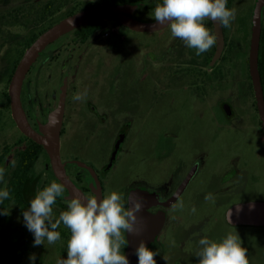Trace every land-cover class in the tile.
<instances>
[{"label": "flooded vegetation", "instance_id": "af4514ba", "mask_svg": "<svg viewBox=\"0 0 264 264\" xmlns=\"http://www.w3.org/2000/svg\"><path fill=\"white\" fill-rule=\"evenodd\" d=\"M3 1L0 0V13L7 9L2 6ZM63 2L67 7L62 15L72 14L90 5L77 7L69 0ZM123 2H140L133 15L153 20L151 16L154 9L162 0ZM53 5L52 1L48 2L47 10L53 9ZM142 7H145V13H140ZM227 7L236 10V18L229 27L220 25L224 45L217 59L214 57L219 39L216 23L211 21L205 24L216 35L217 43L197 55L195 49L186 47L182 40L172 37L167 25L154 31H139L118 20L104 19L105 26L90 35L79 29L80 26L48 45L29 70L23 84V106L30 123L40 132L41 125L48 121L51 111L57 107L63 85L66 84L60 153L67 173L85 196L100 199L116 190L124 194L127 201L131 191L138 189L155 195L146 199V203L147 211L154 215L150 226L155 228L154 238L148 247L159 251L160 254L155 257L157 264H198L195 252L200 238L206 235L219 241L229 232L236 231L248 250L249 264H264V235L259 231L264 229V224L234 223L229 222L227 217V210L236 203L264 200V0H227ZM256 15L260 26L258 66L263 91L262 104L258 100L251 72ZM108 20L117 22L118 29L115 31L121 32V39L130 38L133 41L132 34L135 32H148L149 37L139 46L138 58L127 54L125 62L122 60L124 57L116 51L120 70L114 69L112 73L107 71V64L111 56L109 52L112 49L114 51V48L104 39L109 34ZM44 27H49V23L25 37L20 46L27 48L28 40ZM143 49L145 54L142 53ZM95 68L101 77L106 75L105 79L103 83L101 80L95 81L91 87L82 89L83 93L86 91V96L76 109L74 97L81 88L75 83L83 75H93ZM142 75L148 79L151 102L157 95L155 84L162 83L171 92L184 91L183 101L191 102L196 114H202L203 109L211 110L212 121L219 132L205 133L197 141L190 135L188 143L192 148H198L196 142L201 145V150L196 151L191 159L178 157L177 162L169 167L170 155L177 145L166 146L150 157L142 153L137 156L133 150L136 136L149 119L148 114L144 116L142 112L146 110V105L135 99V96L142 94L132 88V79L138 80ZM130 94H133V99L126 105ZM9 113L17 125L11 103ZM19 130L23 136L17 138L15 147L10 149L5 145L0 154V160L4 156L0 168L5 169V174L7 172V176L0 181V189L6 187L10 192V197L0 205L1 209L8 211L7 215H0L3 223L0 227V264H33L29 259L31 254L36 256L34 264H57L67 255L70 236L67 227L61 224L57 229L61 239L55 244L49 245L45 241L44 245L34 247V236L26 226L11 225V203L23 214L38 190L52 181L63 184L45 146L36 140L42 147L34 144L31 137ZM121 132H124L122 142L114 154ZM219 138L230 146L238 147L234 154L230 153L224 171L211 168L209 163L212 162L208 163L207 159V145ZM28 149L29 152L34 151L30 153V156L32 154L35 157L34 161L22 159L21 155ZM19 150L25 152L20 153ZM251 156L260 161V166H257L259 169L251 167L254 166L250 163ZM164 160L169 161L166 167ZM23 163L29 166L20 167L19 164ZM195 164H198L195 174L178 194L184 202V209L174 210L173 205L178 201L172 197ZM26 169L25 178L13 182L19 180ZM156 169L160 171L157 176L154 173ZM17 174L19 178L15 177ZM64 186L63 196L58 197L53 205L55 218L67 209L66 198L71 197L70 190ZM208 193L215 197L214 203L205 201ZM193 206L196 208L194 214L190 211ZM220 225L226 230L219 229ZM126 239L129 241V234H126ZM128 246L122 247L121 251L126 254Z\"/></svg>", "mask_w": 264, "mask_h": 264}, {"label": "clouds", "instance_id": "9594fccd", "mask_svg": "<svg viewBox=\"0 0 264 264\" xmlns=\"http://www.w3.org/2000/svg\"><path fill=\"white\" fill-rule=\"evenodd\" d=\"M159 25H167L172 37L182 40L186 47L195 49L201 55L216 45L217 37L206 26V21L229 27L236 18V10L227 7V0H162L151 16ZM86 96L78 93L74 98L81 100ZM5 169L0 168V181H3ZM65 186L52 181L42 190H38L30 201V206L23 211L26 228L33 234V246L51 245L61 239L57 229L63 224L70 230L67 242L66 258L57 264H130L128 256L122 252L129 241L126 234H139L137 221L143 207V198L138 194H129L125 201L124 194L113 190L98 199L96 196L73 194L67 199V209L55 218L53 205L62 197ZM10 197L9 190L0 189V205ZM174 210H183L184 202L177 196ZM205 201L215 202V197L208 193ZM191 213L196 212L193 206ZM2 214L8 211L0 209ZM231 222V209L228 216ZM195 256L198 264H249L248 250L243 246L238 232H229L221 240L203 236L198 240ZM138 264H157L155 257L158 250L150 249L143 240L135 249ZM30 261L35 262V254Z\"/></svg>", "mask_w": 264, "mask_h": 264}, {"label": "rangeland", "instance_id": "374dc122", "mask_svg": "<svg viewBox=\"0 0 264 264\" xmlns=\"http://www.w3.org/2000/svg\"><path fill=\"white\" fill-rule=\"evenodd\" d=\"M51 1L54 4L53 9L48 11L46 8L47 3ZM63 1L64 0H5L1 3L3 4L2 6H5L7 9H4L0 13V154L5 145L10 149L14 148V143L17 138L23 136L13 121L9 109H5L3 106L5 101L4 91L9 90V83L11 80L9 78L14 63L19 58L21 51L25 49L24 46H20V42H22L25 37H28L35 32L38 28L47 25V23L53 19L61 16L62 12L67 7V4ZM69 1L77 7L89 5L90 3L98 5L113 2L112 0ZM19 6H21V9ZM107 25V31L109 34L105 35L104 39H106L107 43L114 48V51L112 49L109 52V55L111 56L108 57L107 71L112 73L114 69H119L117 52L119 53V56L126 58V60L124 58L122 59L125 62L128 59L127 54L135 55L138 58L140 53L139 46L146 42L149 37L148 32H135L132 34L133 41H131L130 38L129 40L121 39V32L119 33L115 31L118 29L117 22L114 20H108ZM142 53L145 54V50L142 51ZM123 65L125 67V63ZM159 66L161 65H158V67ZM47 73L48 72H46V74ZM99 74V70L95 68L93 73L94 76L88 74L87 76L83 75V77L78 78L75 83L78 88H81L78 93H83L82 89L91 87L95 81L100 82L101 80L103 83L106 75L104 74L101 77ZM124 79L126 80V77H124ZM132 84L134 85L132 88H135L136 91H140L142 94V96H135V99H139L141 104L146 105V108H144L146 110H143L142 112L144 113V116L147 113L149 117L136 136V141L133 143V150L137 152V156L141 155V153L148 157L155 156L157 152L164 150L166 146L171 147L172 145H177L176 150L170 155L169 167H171L177 162L178 157L191 159L196 151L201 150L199 142H196L198 148H192L190 146V143H188V137L190 135L197 141L205 133L209 132L210 134H214L215 131H218L215 123L212 121L211 110L203 109L202 114H196L192 107V103L189 101H183V96L185 95L184 91L174 90V92H171L167 90V88H165L166 86L162 83H157L154 86L157 95L151 102V97H149L150 87L146 77L142 75L138 80L137 78L136 80L132 79ZM154 91L155 90H153V92ZM83 99H75L74 105L76 109L83 103ZM132 99L133 94H130V96H128V101H125L126 105L130 104ZM141 123L142 121L140 120L139 124ZM66 134H68V132ZM207 148L208 163L209 161L212 162L209 163L210 167L220 171L226 169L229 156L231 155L230 153L232 152V154H234V152L238 150L237 146H230L229 143L220 138L213 139V141L207 145ZM241 152L244 151L241 149ZM203 155L204 153L201 154V156ZM249 156L250 155H248V157ZM167 162L169 161L164 160V167H166L165 164ZM250 163L251 165H254L251 167H255L256 169L260 168L257 167L260 166V161L254 156H251ZM261 163L263 164V162ZM11 165H13V163ZM156 170L154 171L155 176L160 172L159 169L157 170L158 172H156ZM6 174L5 176H7ZM165 175H167V172ZM18 212V207H16L14 203H11V225L21 224L22 226H25L23 214ZM0 215H2V212H0ZM2 224V218H0V227ZM219 229L226 230L223 225H220ZM259 231L264 235L263 228ZM262 246L264 247V245Z\"/></svg>", "mask_w": 264, "mask_h": 264}, {"label": "water", "instance_id": "95a60500", "mask_svg": "<svg viewBox=\"0 0 264 264\" xmlns=\"http://www.w3.org/2000/svg\"><path fill=\"white\" fill-rule=\"evenodd\" d=\"M140 2H109L98 5H92L80 9L72 14L66 15L59 19L44 31H42L38 37L26 48L21 59L17 63V66L13 72L9 83V96L11 103L12 115L18 125V127L29 137L33 138L37 142L43 144L50 154L52 166L61 179L64 185L70 190L71 196L73 194L84 195L74 184L66 171L65 164L62 161L60 153V137L61 130L64 122L65 111V93L66 84L63 85L62 97L50 115L48 121L41 125L42 132L38 131L30 123L26 114L25 108L22 102V88L25 78L34 65L42 51L58 39L63 34L76 29L80 26L89 24L91 22L101 19H114L122 22L123 24L139 30V31H154L165 27L166 25H159L154 20L142 19L135 17L133 13L139 7ZM258 15L255 18L252 49H251V72L253 81L256 87L258 100L260 104L263 102V91L259 76L258 66V50H259V37L260 26L258 22ZM217 34L219 39L218 51L214 59H217L221 53L224 45V37L221 26L216 23ZM124 132L120 133V137L116 142V148L114 154L117 153ZM198 164H195L187 177L182 182L177 193L172 197L177 198L178 194L186 188L190 179L195 174ZM130 194H138L143 198L142 210L137 213V230L139 234H129V246L126 250V255L129 258L130 264H138V257L135 254V249L138 247L141 240L148 246L150 241L154 238L155 228L150 226L151 219L154 217L147 211V201L149 198L154 197L153 193L144 190H132ZM231 209V222L234 223H256L264 224V200L261 201H248L236 203L227 210V217L229 216V210Z\"/></svg>", "mask_w": 264, "mask_h": 264}, {"label": "trees", "instance_id": "16d2710c", "mask_svg": "<svg viewBox=\"0 0 264 264\" xmlns=\"http://www.w3.org/2000/svg\"><path fill=\"white\" fill-rule=\"evenodd\" d=\"M112 1H131V0H112ZM92 5H94V3H90V5L89 6H92ZM140 13H145V7H142L140 10ZM66 15H61V16H59V17H57V18H55V19H53L52 21H50L49 22V26L51 25V24H53V23H55L57 20H59L60 18H63V17H65ZM105 21L106 20H104V19H101V20H97V21H94V22H91V23H89V24H86V25H83V26H81L79 29H81V30H84V31H87V34H92V33H94L95 31H97V30H100V29H102L104 26H105ZM47 27H44V29L43 30H41V31H39V32H36V33H34V35L28 40V45L27 46H29L37 37H38V35L42 32V31H44L45 29H46ZM25 50H26V48L24 49V50H22L21 51V53H20V56H19V58L15 61V63H14V67H13V70H12V73H11V75H10V78L9 79H11V77H12V75H13V72H14V70H15V68H16V66H17V63L19 62V60L21 59V57H22V55H23V53L25 52ZM4 96H5V101H4V103H3V106L5 107V109H9L10 110V96H9V92H8V90H6V91H4ZM31 139V141L34 143V144H37V145H39L40 147H42V145H40V144H38L35 140H33L32 138H30ZM8 149H6V151H7ZM36 151V150H35ZM19 152L20 153H22V152H25V151H20L19 150ZM31 152H34L33 150L31 151ZM31 152H29V149L28 150H26V152L25 153H23V155H21L23 158V160H28L29 162L30 161H34V158L35 157H32L33 155L31 154V156H30V153ZM26 153H28V155H26ZM4 156L2 155V157H1V160H2V158H3ZM1 160H0V165H1ZM23 160H21V162L23 161ZM20 162V163H21ZM19 166L20 167H28L29 166V164H19ZM28 172V170L26 169L25 170V173H23V175L21 174L20 176H22L21 178H19V174H17L15 177H18L19 178V180L18 179H15V180H13V182H15V181H22L21 179H24L25 178V176H26V173ZM24 181V180H23Z\"/></svg>", "mask_w": 264, "mask_h": 264}]
</instances>
